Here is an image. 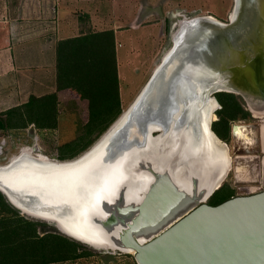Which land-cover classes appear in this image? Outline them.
Listing matches in <instances>:
<instances>
[{
	"label": "water",
	"instance_id": "95a60500",
	"mask_svg": "<svg viewBox=\"0 0 264 264\" xmlns=\"http://www.w3.org/2000/svg\"><path fill=\"white\" fill-rule=\"evenodd\" d=\"M183 19L136 97L86 151L57 162L30 153L19 160L58 174V182L69 181L60 202L57 197L42 202L34 193L17 197L2 185L0 194L20 214L96 246L67 224L72 203L90 202L86 223L110 235L103 248L130 253L136 264H264V189L208 205L207 197L224 181L223 156L208 166L198 161L197 168L182 155L190 135L196 146L204 134L226 148L211 130L216 121L211 113L220 109L217 93L239 96L246 111L264 115V0H234L226 22L210 16ZM33 147L39 152L36 141ZM108 162L103 190V163ZM192 162L197 165L189 169L194 184H204L196 196L195 189L176 181Z\"/></svg>",
	"mask_w": 264,
	"mask_h": 264
},
{
	"label": "rangeland",
	"instance_id": "374dc122",
	"mask_svg": "<svg viewBox=\"0 0 264 264\" xmlns=\"http://www.w3.org/2000/svg\"><path fill=\"white\" fill-rule=\"evenodd\" d=\"M141 1L145 2L144 0ZM233 3L234 0H157L156 5L140 6L139 17L134 15L129 20H126L127 16L125 15L122 29L124 32L131 29L136 32L123 33L119 40L121 45L117 49L120 67L119 75L121 78V111L126 110L130 105L159 63L161 57L169 50L172 33L173 31L175 33L178 23L183 18L192 19L199 16H212L221 22H226L233 9ZM120 9L122 10V8ZM123 9L126 14L127 8ZM152 25H155V27H152ZM145 26H151V28L140 29ZM65 94L67 97L62 99L61 102L58 101L56 107L58 118L55 129L36 131L28 127L0 131V165L5 164L22 150L26 148L32 149L35 141L39 152H33L32 155L42 154L47 158L56 160L59 146L73 140L80 134V130L87 119L84 114L81 115V109L86 105L84 103L75 105L69 102L71 101L69 99L70 96L68 93ZM236 100L242 109L246 111L243 100L239 96H236ZM246 112L248 115L244 118L239 117L230 122V131L225 143L228 147L227 154L232 162L230 164L231 168L225 175L222 186L219 189V191L222 190L221 196L246 195L264 189L259 179L263 172L261 160L264 156L260 134L262 122L259 119L252 118L251 114L248 111ZM235 125L248 127L251 133L250 136L253 139V146L244 145L243 142L233 136L232 129ZM237 165L243 167V175L239 179H237L233 170V167ZM212 196L206 201L207 203H210ZM18 214L26 219L43 223V226L38 228L40 233L54 232L68 238L60 233L52 223L35 219L19 212ZM83 225L86 230L91 229L87 223H83ZM92 233L95 232H89L90 235ZM75 242L78 244L80 257L65 262L48 264H136L133 255L130 253L103 248V246H90L78 241Z\"/></svg>",
	"mask_w": 264,
	"mask_h": 264
},
{
	"label": "trees",
	"instance_id": "16d2710c",
	"mask_svg": "<svg viewBox=\"0 0 264 264\" xmlns=\"http://www.w3.org/2000/svg\"><path fill=\"white\" fill-rule=\"evenodd\" d=\"M82 88L80 97L88 100V114L80 134L58 148L57 160H70L86 151L121 114L113 34L91 33L62 41L57 48V90ZM220 109L212 130L227 141L230 122L248 115L229 93L215 94ZM55 93L31 97L22 106L0 114V131L33 126L36 131L55 129L57 123ZM227 145V144H226ZM50 159V158H49ZM55 160V159H53ZM212 196L211 206L232 195ZM0 264H48L80 257L78 244L58 233H40L43 223L18 214L0 194Z\"/></svg>",
	"mask_w": 264,
	"mask_h": 264
},
{
	"label": "crops",
	"instance_id": "0c3cea01",
	"mask_svg": "<svg viewBox=\"0 0 264 264\" xmlns=\"http://www.w3.org/2000/svg\"><path fill=\"white\" fill-rule=\"evenodd\" d=\"M144 1L0 0V114L26 104L31 97L55 93L61 102L68 93L69 102L86 105L81 115L87 117L88 100L80 97L82 88L57 90V48L62 41L103 31L113 34L121 102L117 49L123 33L135 31L124 32L122 25L125 15L126 20L136 17L140 6L156 5L157 0ZM144 28L151 26L140 29Z\"/></svg>",
	"mask_w": 264,
	"mask_h": 264
},
{
	"label": "bare ground",
	"instance_id": "6f19581e",
	"mask_svg": "<svg viewBox=\"0 0 264 264\" xmlns=\"http://www.w3.org/2000/svg\"><path fill=\"white\" fill-rule=\"evenodd\" d=\"M212 18V17H211ZM188 20V19H184ZM177 29V28H176ZM174 35V31L172 33V36ZM171 36V37H172ZM216 106L214 103L213 108ZM251 115L259 119L262 124L260 125V134H261V147L264 152V115H259L256 112L251 113ZM211 120H215V115L211 113ZM191 134V132H190ZM232 134L233 136L243 142L244 145L251 146L253 144V139L250 136L251 133L248 129L247 126L245 125H235L232 129ZM204 136V134H203ZM192 136H189V140L186 139L185 142L183 143V151L184 154L185 152L189 154L188 157H185V159H193L195 162L199 164L198 167L201 165L208 166L211 163H218V158L223 156V159L221 160L223 162V169L220 172V174H227L229 169L231 168V159L229 158V155L227 154L228 147L223 146L221 142L215 143L210 137H203L204 140L203 142L201 141L199 146L196 148V152L192 151L194 150V146L192 144ZM206 142H211L212 145L209 147ZM253 146V145H252ZM256 146V145H255ZM212 147L216 149L218 152H213ZM136 150H139L135 148ZM200 150V151H199ZM33 152L37 153L35 148H27L25 150L21 151V156L18 159V161L13 162L10 166L8 167H0V170H3L0 172V185L4 186L7 188L9 191H11L14 195L17 197L22 196L23 194H29V193H34L36 194L41 201H47L50 200V198H55L57 197V201H61V198H63L66 193L67 189H69V181H60L58 182V174L52 173L50 171H39L34 166H32V162L28 160H23L22 162H19V160H22L24 157L23 155L30 153L31 155ZM223 154V155H222ZM17 156V155H16ZM32 156L39 157V159L44 160V161H49V162H57L56 160L49 159L46 156L42 154H34ZM209 159V160H207ZM244 159V158H243ZM246 160V159H245ZM199 161V162H198ZM206 161V162H205ZM18 162V163H17ZM221 162V163H222ZM189 164V163H188ZM187 164V165H188ZM110 163H103V190L107 188V185L109 183V180L107 179V176L109 174L110 169L108 170V166ZM194 163L192 162L188 166H193ZM261 168L264 170V156L262 157L261 160ZM234 173L239 179L243 175V167L240 166H235L233 167ZM93 170H89L88 175L92 173ZM207 171L204 173V175H207ZM191 174V173H190ZM146 175V174H145ZM70 179L73 180L75 178V175L69 176ZM260 182L262 184V175L259 176ZM224 175L222 177V180L224 179ZM207 179V177H205ZM177 183V182H176ZM144 192V191H143ZM142 192V193H143ZM144 194V193H143ZM95 195V194H94ZM92 196V195H91ZM141 198V197H140ZM88 199H91L90 197ZM84 204V205H83ZM90 202H82L80 204H71V214L69 215L70 220L67 221V224L69 227H71L74 230L80 231L84 236V239L86 242L96 245V246H104L106 242H110V235L108 234L107 231H101L99 228H94L91 227V229L86 230L85 226L83 223H86V216H87V209L90 208L91 206ZM31 208L36 209V210H43L46 211V208H42L40 204H33ZM122 227H117L118 230H120ZM94 229V230H93ZM89 232H95L92 233V235L89 234Z\"/></svg>",
	"mask_w": 264,
	"mask_h": 264
},
{
	"label": "flooded vegetation",
	"instance_id": "af4514ba",
	"mask_svg": "<svg viewBox=\"0 0 264 264\" xmlns=\"http://www.w3.org/2000/svg\"><path fill=\"white\" fill-rule=\"evenodd\" d=\"M230 16V15H229ZM210 17H212V16H210ZM212 18H214V17H212ZM215 19V18H214ZM216 99V98H215ZM217 100V99H216ZM218 102V101H217ZM218 111V110H217ZM217 111H215V115H216V112ZM252 118H254L253 116H251ZM213 122H215V121H213ZM212 122V123H213ZM211 130H212V125H211ZM213 131V130H212ZM213 133L216 135V133L213 131ZM217 136V135H216ZM204 136H202V142H203V140H204V138H203ZM218 137V136H217ZM221 140V139H220ZM222 141V140H221ZM224 142V141H223ZM167 143H171V141H168ZM225 143V142H224ZM206 144L209 146V147H211V145H212V143L211 142H206ZM226 144V143H225ZM169 146V145H168ZM193 146H194V144H193ZM199 146V145H198ZM198 146H194V150H192V151H195V153L196 152H198V151H196V148L198 147ZM183 148H184V146H183ZM183 148H182V155L184 156V159H185V157H188L189 156V154H187L186 152H185V154H184V151H183ZM27 149V148H26ZM212 150H213V152H217L216 151V149L214 148V147H212ZM200 151V150H199ZM218 153V152H217ZM45 156V155H44ZM206 162V161H205ZM196 164H197V161L195 162ZM188 166V165H187ZM193 166H197V165H193ZM192 167V166H191ZM197 168H199L198 166H197ZM189 169H190V166H189V168L188 169H185L186 171L184 172V174H180V175H177V177H176V181H178V185H180V186H186V187H189L190 186V188L191 189H195L197 192H195V196H196V193H197V195H198V191H200V190H202V186H204V184H202L201 183V185H199V184H194V181H193V177L194 176H192V174H190L191 172L189 171ZM196 169V168H195ZM198 170H195L194 172H196V173H198L197 172ZM205 173V172H204ZM204 173H202V174H204ZM146 174V173H145ZM184 175V176H183ZM208 175V174H207ZM146 176H148L149 177V175L148 174H146ZM197 176V175H196ZM198 177H199V180L201 181V179H200V177L201 176H199L198 175ZM204 177V179H205V177L206 176H203L202 175V178ZM195 178V177H194ZM207 179H208V176H207ZM224 180V179H223ZM212 181V180H211ZM214 182V181H213ZM206 186H207V183L205 184ZM211 187V185H209V188ZM221 188V187H220ZM219 188V189H220ZM219 189H217L216 191H218ZM215 191V192H216ZM214 192V193H215ZM200 193V192H199ZM214 193H212L209 197H207V199H206V201L214 194ZM206 204H208V205H211L210 203H207L206 202Z\"/></svg>",
	"mask_w": 264,
	"mask_h": 264
},
{
	"label": "built area",
	"instance_id": "2783aa9c",
	"mask_svg": "<svg viewBox=\"0 0 264 264\" xmlns=\"http://www.w3.org/2000/svg\"><path fill=\"white\" fill-rule=\"evenodd\" d=\"M31 129H33V126H30Z\"/></svg>",
	"mask_w": 264,
	"mask_h": 264
}]
</instances>
